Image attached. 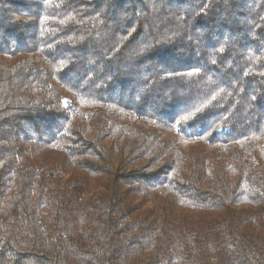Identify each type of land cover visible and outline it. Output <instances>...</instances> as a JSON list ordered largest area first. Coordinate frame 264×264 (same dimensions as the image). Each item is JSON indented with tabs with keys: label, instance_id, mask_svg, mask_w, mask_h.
<instances>
[{
	"label": "trees",
	"instance_id": "obj_1",
	"mask_svg": "<svg viewBox=\"0 0 264 264\" xmlns=\"http://www.w3.org/2000/svg\"><path fill=\"white\" fill-rule=\"evenodd\" d=\"M0 264H264V0H0Z\"/></svg>",
	"mask_w": 264,
	"mask_h": 264
}]
</instances>
